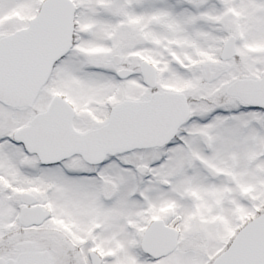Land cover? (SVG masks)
<instances>
[{"label":"snow or ice","instance_id":"obj_1","mask_svg":"<svg viewBox=\"0 0 264 264\" xmlns=\"http://www.w3.org/2000/svg\"><path fill=\"white\" fill-rule=\"evenodd\" d=\"M0 264H264V0H0Z\"/></svg>","mask_w":264,"mask_h":264}]
</instances>
